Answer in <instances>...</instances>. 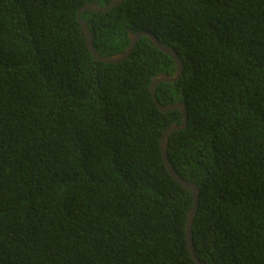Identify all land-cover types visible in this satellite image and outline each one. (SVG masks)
Here are the masks:
<instances>
[{"label": "trees", "instance_id": "trees-1", "mask_svg": "<svg viewBox=\"0 0 264 264\" xmlns=\"http://www.w3.org/2000/svg\"><path fill=\"white\" fill-rule=\"evenodd\" d=\"M0 0V264H195L191 192L168 173L151 86L173 58L143 37L123 62L90 53L81 8ZM103 58L154 34L183 62L159 103H184L170 166L200 191L203 264H264V0H123L83 12Z\"/></svg>", "mask_w": 264, "mask_h": 264}, {"label": "water", "instance_id": "water-1", "mask_svg": "<svg viewBox=\"0 0 264 264\" xmlns=\"http://www.w3.org/2000/svg\"><path fill=\"white\" fill-rule=\"evenodd\" d=\"M123 2V0H112L110 2V4L104 8H100L99 6H97L98 3H94V4H88L85 5L83 8H81L78 12V20L82 26V30L86 35V41H87V46L89 48V51L91 53V55L98 61V62H102L105 64H117L120 62H123L125 59H127L131 53L133 52L136 44L143 38V37H148L152 44L158 48L160 51H162L164 54H166L167 56L173 58V60L176 62L177 65V73L174 76H168V75H160L157 77V79L153 82L152 86H151V91L153 94V100L155 102L156 107L164 112V113H169L172 112L174 110L180 111L183 114V124L181 126L175 124L173 126L168 127L164 134L163 137L161 139V150H162V155H163V160H164V164L165 167L168 171V173L171 175V177L178 183L180 184L182 187H184L185 189L189 190L191 192V194L193 195L194 198V204L193 207L189 213V217L187 219V223H186V234H187V245H188V250L189 253L191 255V258L193 259V261L195 262V264H203L199 258L197 257L196 253H195V248L192 242V230H193V223H194V219L195 216L197 214L198 211V207H199V197H200V191L197 188L196 185L189 183L185 180H183L176 171H174V169L170 166V162H169V158L167 155V150H168V138L171 134L175 133V132H182L185 131L187 129L188 126V116H187V111H186V105L184 103H176V104H171L167 107L162 106L159 101L157 100V96H156V87L158 85H160L161 83H173V82H177L182 74H183V62L180 59L179 55L176 53V51L173 48L170 47H166L163 43H161L157 37L150 33V32H144V31H140L137 32L135 34H133L132 32L130 33V38H131V45L130 47L122 54L113 56L111 58H103L101 57L97 50L94 47V43H93V36L91 35L89 28L86 24V22L84 20L81 19V14L83 12H91L94 14H100V13H106L109 12L110 10L114 9L115 7H117L119 4H121Z\"/></svg>", "mask_w": 264, "mask_h": 264}]
</instances>
